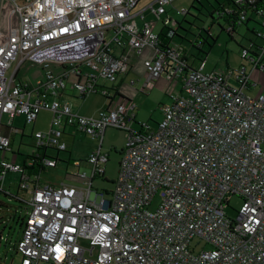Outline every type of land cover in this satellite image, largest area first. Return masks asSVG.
<instances>
[{
  "label": "built area",
  "instance_id": "2783aa9c",
  "mask_svg": "<svg viewBox=\"0 0 264 264\" xmlns=\"http://www.w3.org/2000/svg\"><path fill=\"white\" fill-rule=\"evenodd\" d=\"M141 1L12 0L17 38L0 42V190L16 186L30 195L18 264H264V91L257 98L246 93L252 85L244 66L205 72L204 59L193 69L168 27L170 8L180 17L189 10L175 9L176 0H154L136 12ZM232 2L216 19L226 21L230 35L246 26L256 41L242 59L251 71L263 70L264 0ZM146 13L162 21V33L155 34L159 22ZM253 22L260 29L249 31ZM146 49L140 91L161 76L171 91L180 89L177 97L170 91L172 102L155 125L138 123L137 103L118 100L117 87L100 83H115L129 72L131 54ZM26 63L44 77L34 83L19 77ZM91 94L107 101L97 117L63 100ZM42 111L51 114L48 129L26 136ZM110 128L128 138L106 198L93 185L109 160L102 145ZM76 134L97 148L85 159L69 156L65 168L76 172L68 182H41L40 173L68 152L64 136ZM9 174L16 179L8 189Z\"/></svg>",
  "mask_w": 264,
  "mask_h": 264
},
{
  "label": "rangeland",
  "instance_id": "374dc122",
  "mask_svg": "<svg viewBox=\"0 0 264 264\" xmlns=\"http://www.w3.org/2000/svg\"><path fill=\"white\" fill-rule=\"evenodd\" d=\"M154 0H142L140 6L146 3L153 2ZM148 5V4H147ZM232 2L230 0H176L174 3L175 9L185 8L189 10V15L180 17L175 14L173 9H169V16L172 18V22L168 25L173 35L174 40L181 44L187 51L189 57V64L193 69H197L199 66V60H206L205 72H213L215 70H227L238 69L239 67H246L250 74V89L246 90V93L251 97L257 98L264 91V69L251 71V65L249 62L242 59L243 48H248L249 41H256L252 34L247 31L246 26L237 27L235 33L230 35L228 33L229 25L224 19L217 21V11L225 7L230 8ZM213 15V17H211ZM147 19L150 22H159L154 29L155 34L159 35L165 30L162 21L157 17L147 13ZM176 21V22H175ZM177 23H180V28ZM10 26V27H9ZM17 17L14 12V6L12 0H0V42H8L17 38ZM224 27V30L221 28ZM253 27H258L256 22L249 25L251 31ZM168 34V32H167ZM170 35V32H169ZM201 41V42H200ZM208 42L204 44L203 42ZM203 43L199 48L197 45ZM195 46H192V45ZM150 53L149 49H146L139 57V62L136 67L133 68L124 78V84L120 86L119 90L122 91L128 97H134L135 91L140 90L144 83L147 81L145 71L142 68L141 62L146 59ZM15 70V66L9 71L11 75ZM45 71L40 67H32L30 63H26L19 71V77H25L29 81H33L37 78L44 77ZM133 82V84H132ZM101 84H105L107 87H111L114 83H110L106 80H101ZM144 94H140V98L136 100L138 110L136 113V119L138 123H148L155 125L162 120L161 107L168 105L172 102L171 94L174 96L180 95L179 86L171 91L172 84L165 77L161 76L155 83L149 84ZM171 91V94H170ZM67 94L72 95V92L68 91ZM66 98V99H65ZM64 99L73 106L75 110H81L84 113L87 110H93L97 105L104 101V98L99 94H91L86 99L78 96L65 97ZM80 111V112H81ZM51 117L47 112H41L37 121V126L32 129V126L26 127V136L31 137L33 130L45 131L49 127ZM17 125L20 123V118L16 119ZM48 126V127H47ZM47 128V129H46ZM135 128H138L135 125ZM70 132L74 133L73 130ZM69 134V133H67ZM127 133L121 130L108 129L105 132L103 138L102 151L109 154V160L105 165V178L107 181H103L101 178L94 181L93 188L98 190L99 193H104L106 198L108 192L114 189V181L118 175L119 162L121 160V152L126 146ZM28 140L31 141L30 138ZM63 141L69 145L68 152L60 153L58 159V165L55 168L42 171L40 173L41 182H49L54 184H61L68 182L67 174H74L76 170L69 168L66 170V162L69 156L72 160L85 159L94 146L97 145L96 141L82 134H76L75 136L66 135ZM19 138L14 141V149H18ZM25 149L22 148V153ZM56 155V153H54ZM23 158L20 157V160ZM83 170L88 171L86 167ZM16 179V175L9 174L4 183V188L9 189V183ZM13 196H19L22 198V204L15 200V198L4 197L0 194V264H18L20 261V255L14 254V241L18 236L13 230L14 223L12 222V216L17 213L22 215L25 213L28 205L27 201L30 199V195L24 191H18L16 186H13L10 190ZM160 202L159 195L155 196L150 210H155ZM233 208H239L241 202L238 199H234L232 202ZM231 214L232 211L230 210ZM11 230V234L9 230Z\"/></svg>",
  "mask_w": 264,
  "mask_h": 264
},
{
  "label": "crops",
  "instance_id": "0c3cea01",
  "mask_svg": "<svg viewBox=\"0 0 264 264\" xmlns=\"http://www.w3.org/2000/svg\"><path fill=\"white\" fill-rule=\"evenodd\" d=\"M151 3V2H150ZM150 3H146L145 5H143V6H140V3L138 4V6H137V8H136V12H139V11H142L143 9H145ZM148 4V5H147ZM150 14V13H149ZM146 15H147V13H146ZM149 55H150V53H149ZM149 55L148 56H145V58L147 59L148 57H149ZM141 56V55H140ZM140 56H136V55H134V54H131V66H130V70H129V72L128 73H126L125 75H123V76H121V77H119L118 78V80L114 83V86L115 87H117V89L119 90V88H120V86L121 85H123L124 84V78H125V76H127L129 73H131V71L133 70V68L134 67H136V65L138 64V62L140 61L139 60V57ZM144 62H141V65H142V68L144 69V71H145V76L147 77V73H146V70H145V67H144V64H143ZM23 80H25V81H27V82H29V83H34L36 80H38L39 78H37V79H35V80H33V81H29V80H27L25 77H21ZM146 83V82H145ZM144 83V84H145ZM132 84H133V82H132ZM119 93H120V95H122L126 100H133V101H135L136 102V100L138 99V98H140L139 96H140V94H144V93H142L140 90H137L136 89V91H135V96L134 97H128V96H126L125 94H123L122 93V91L121 90H119ZM88 97V96H87ZM86 97V98H87ZM86 98H83V99H86ZM66 99V98H65ZM65 99H63L65 102H67ZM68 103V102H67ZM71 105V104H70ZM71 107H72V110L74 111V112H76V113H78V114H80V115H83V116H88V117H97L98 116V114H99V112L101 111V110H104V109H106V107H107V101H106V99H104V101L102 100L101 101V103L99 104V105H97L93 110H87V111H85L84 113H82L83 111H81V110H75L74 108H73V106L71 105ZM137 110H138V108H137ZM81 111V112H80ZM42 112H47V111H42ZM47 113H49V112H47ZM50 114V113H49ZM40 115V114H39ZM39 115H38V117H37V120L35 121V123L34 124H32L31 126H32V129H35V127L37 126V121H38V119H39ZM50 117H51V114H50ZM21 122H22V118H20V123L18 124V125H20L21 124ZM50 124V123H49ZM48 124V125H49ZM48 127V126H47ZM47 129V128H46ZM26 130V129H25ZM37 131H42V130H33V133L34 132H37ZM32 133V134H33ZM97 148V145L96 146H94L93 147V149L90 151V153L92 152V151H94L95 149ZM68 150H69V146H68ZM67 150V151H68ZM71 158V157H70ZM72 159V158H71ZM52 184H54V183H52Z\"/></svg>",
  "mask_w": 264,
  "mask_h": 264
},
{
  "label": "trees",
  "instance_id": "16d2710c",
  "mask_svg": "<svg viewBox=\"0 0 264 264\" xmlns=\"http://www.w3.org/2000/svg\"><path fill=\"white\" fill-rule=\"evenodd\" d=\"M231 2L233 1V0H230ZM196 2H198V1H196ZM199 3V2H198ZM232 4H233V2H232ZM187 15H189V12H188V14ZM186 15V16H187ZM211 17H213V15H211ZM178 24V26H179V28H180V23H177ZM173 40H174V37H173ZM201 42V41H200ZM204 44H206V43H208L207 41L206 42H203ZM202 43V44H203ZM118 100H121V101H124V100H126L122 95H120V94H118ZM105 173V172H104ZM102 174L99 178H101L103 181H107L106 180V178H105V174ZM0 194H2V195H4V197H9V198H15V200L16 201H18L19 203H21L22 204V198H20L19 196H13L11 193H9L8 191H5V190H0ZM0 205H1V203H0ZM0 210H1V208H0ZM27 211V208L25 209V213L24 214H22V215H19V214H17V213H15L13 216H12V222L14 223V227H13V230L15 231V233L17 234V236H18V238H17V240H15L14 241V244H13V247H14V254H18L17 253V248H16V246H17V243H18V241L20 240V238H21V235H22V232H23V229H24V226H25V223H26V220H27V218H28V213L26 212ZM11 230L12 229H10L9 230V233L11 234ZM0 240H1V238H0Z\"/></svg>",
  "mask_w": 264,
  "mask_h": 264
}]
</instances>
